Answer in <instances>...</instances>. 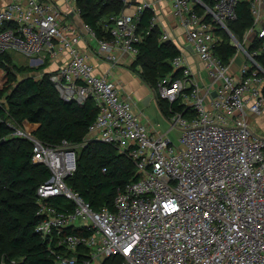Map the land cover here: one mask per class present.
Listing matches in <instances>:
<instances>
[{
    "label": "built area",
    "instance_id": "obj_1",
    "mask_svg": "<svg viewBox=\"0 0 264 264\" xmlns=\"http://www.w3.org/2000/svg\"><path fill=\"white\" fill-rule=\"evenodd\" d=\"M123 1L126 8L101 38L69 18L81 14L78 0H65V7L53 0H12L0 7V55L18 52L37 68L65 55L50 74L60 97L78 104L92 99L98 108L80 144L52 145L8 121L12 137L32 142L33 163L50 171L37 188L36 233L54 264H103L117 257L122 264H264V136L254 127L264 113V67L257 60L264 44L245 47L264 37V0H172L186 38L183 50L198 56L211 81L201 85L180 50L172 60L180 76L167 74L158 86L161 98L184 109H171L165 134L149 128L133 99L97 74L80 48L86 32L98 42L97 55L113 64L121 54L137 57L144 38L140 15L151 6ZM241 2L254 19L243 43L227 25L237 19ZM219 28L245 56L237 71L236 55L225 63L216 52ZM162 40L172 38L165 32ZM95 142L114 146L136 167L137 179L118 188L112 210L95 209L67 182L77 171L80 149Z\"/></svg>",
    "mask_w": 264,
    "mask_h": 264
},
{
    "label": "trees",
    "instance_id": "obj_2",
    "mask_svg": "<svg viewBox=\"0 0 264 264\" xmlns=\"http://www.w3.org/2000/svg\"><path fill=\"white\" fill-rule=\"evenodd\" d=\"M212 5L214 0H202ZM81 17L93 28L98 37L108 36L103 29L102 19L118 16L123 8L122 0H78ZM237 19L228 22L229 29L244 42V36L253 26V16L247 2L237 8ZM154 12L146 9L140 15L139 30L143 41L139 44L134 72L158 95V86L163 77L172 74L173 79L180 71L173 73L172 60L181 54L171 40H162L163 32L152 26ZM222 38L217 54L225 63L237 53L227 32L217 30ZM264 44V37L252 41L248 49H257ZM264 67V51L257 56ZM40 67H21L15 64L9 54L0 55V264H54V256L47 243L36 233L38 224L37 188L50 176L49 169L32 161L33 144L27 139L12 137L13 120L25 131L52 145L63 140L80 144L88 134L90 125L98 115V108L92 99L84 104L63 100L50 73L35 78L32 72L42 71ZM27 70L17 80L20 71ZM32 74V75H31ZM158 105L165 115L170 108L184 112L178 101L171 103L157 96ZM104 169H106L104 171ZM137 179L134 163L112 145L95 142L81 148L78 153L77 171L67 182L97 210L102 207L114 209L118 188ZM56 201L62 202V199ZM77 232L80 230H76ZM121 258L108 259L104 264H122Z\"/></svg>",
    "mask_w": 264,
    "mask_h": 264
},
{
    "label": "crops",
    "instance_id": "obj_3",
    "mask_svg": "<svg viewBox=\"0 0 264 264\" xmlns=\"http://www.w3.org/2000/svg\"><path fill=\"white\" fill-rule=\"evenodd\" d=\"M12 0H1L0 7L4 6L6 3L11 2ZM55 4L65 7V0H53ZM123 1V0H122ZM124 2V1H123ZM154 12L153 23L157 26L163 33L168 32L172 38V42L182 51L186 47V38L182 28L179 25V21L174 14V8L172 0H145ZM129 3L132 5H138L140 0H129ZM126 4L124 2V8ZM122 10V11H123ZM69 18L72 21H76L79 26L85 25L81 14H71ZM110 22L108 18L102 19L103 29L107 31ZM84 33V38L80 42V48L90 56V60L96 68V73L101 76H107L111 80L115 81L119 87V90L123 97H130L134 101L135 110L139 113H142L144 116V121L150 122L151 129L157 131L160 134H165L162 129H159L161 123V114L158 113L156 108H151L153 104L154 94L152 88L132 70V66L136 62V57L132 56L129 53L121 54L122 60L118 64H113L112 62L106 60L104 57L97 55V46L98 42L94 38H91L86 32ZM185 52L188 65L190 66L192 72L194 73L195 78L199 81L201 85L208 84L211 80L207 75L204 63L197 58L198 56L192 51L183 50ZM238 63L236 62L233 66V71H237L241 65L245 62V56L243 53L238 52L237 54ZM11 58L13 55H9ZM66 56L57 59V60H47V67L39 72H32L35 78H40L43 73L48 72L52 73L56 71L65 61ZM30 61V60H29ZM30 66V63H29ZM36 68V67H35ZM44 71V72H43ZM43 72V73H41ZM31 74V75H32ZM158 93V92H157ZM149 98L147 103L145 101ZM159 107V106H158ZM159 115L161 117H159ZM264 125V113L262 116L258 117L254 122V127L260 131V128ZM264 130V129H263ZM172 138V137H171ZM107 261V260H106ZM105 261V262H106ZM104 262V263H105ZM103 263V264H104Z\"/></svg>",
    "mask_w": 264,
    "mask_h": 264
},
{
    "label": "rangeland",
    "instance_id": "obj_4",
    "mask_svg": "<svg viewBox=\"0 0 264 264\" xmlns=\"http://www.w3.org/2000/svg\"><path fill=\"white\" fill-rule=\"evenodd\" d=\"M228 34V33H227ZM229 35V34H228ZM249 45H250V41L248 40L246 43H245V47L246 48H248L249 47ZM198 58V57H197ZM12 59V61L15 63V64H17V66L19 67V68H21V67H29V63H30V61H29V58H27V57H25V56H23L22 54H20V53H18V52H15L14 54H13V57L11 58ZM237 60V55H236V59H235V62H236V65H237V63H238V61H236ZM234 62V63H235ZM44 72V71H43ZM43 72H41V73H43ZM25 73H27V70L26 69H24V71L22 72V71H20L18 74H17V80H20V79H22V77H23V75L25 74ZM157 94L156 93H154L153 95H152V97H153V104H152V107L151 108H156L157 110H158V113H160L161 114V116L159 115V117H161L162 119V123H161V126L159 127V129H162L164 132H168V130L170 129V127H171V125H172V123H173V118H174V112H172V110H171V108H170V110H169V112L167 113V115H165L164 113H162V111H161V109H160V107H158L159 105H158V100H157ZM264 125L260 128V134L261 135H263L264 136ZM170 136L172 137V139L173 140H176L177 139V137H178V130L177 129H175V130H173V131H171L170 132Z\"/></svg>",
    "mask_w": 264,
    "mask_h": 264
},
{
    "label": "water",
    "instance_id": "obj_5",
    "mask_svg": "<svg viewBox=\"0 0 264 264\" xmlns=\"http://www.w3.org/2000/svg\"><path fill=\"white\" fill-rule=\"evenodd\" d=\"M148 100H149V98H147V100L145 101V103H147ZM3 143H4V140H2V141L0 142V146H1Z\"/></svg>",
    "mask_w": 264,
    "mask_h": 264
}]
</instances>
